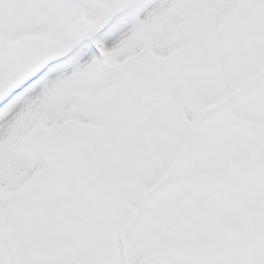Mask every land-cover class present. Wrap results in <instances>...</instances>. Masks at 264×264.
Listing matches in <instances>:
<instances>
[{
    "label": "snow or ice",
    "instance_id": "6c2138e0",
    "mask_svg": "<svg viewBox=\"0 0 264 264\" xmlns=\"http://www.w3.org/2000/svg\"><path fill=\"white\" fill-rule=\"evenodd\" d=\"M0 264H264V0H0Z\"/></svg>",
    "mask_w": 264,
    "mask_h": 264
}]
</instances>
